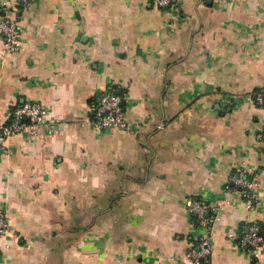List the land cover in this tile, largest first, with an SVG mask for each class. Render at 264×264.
<instances>
[{
    "label": "crops",
    "instance_id": "obj_1",
    "mask_svg": "<svg viewBox=\"0 0 264 264\" xmlns=\"http://www.w3.org/2000/svg\"><path fill=\"white\" fill-rule=\"evenodd\" d=\"M4 15L21 32L17 50L0 39V123L23 101L45 114L0 151V264H188L191 197L222 203L200 264H253L236 236L264 234V0H0ZM105 89L126 128L92 124Z\"/></svg>",
    "mask_w": 264,
    "mask_h": 264
},
{
    "label": "built area",
    "instance_id": "obj_2",
    "mask_svg": "<svg viewBox=\"0 0 264 264\" xmlns=\"http://www.w3.org/2000/svg\"><path fill=\"white\" fill-rule=\"evenodd\" d=\"M20 5L26 7L33 0H18ZM156 5L166 7L172 0H151ZM20 27L17 22L7 15L0 19V39L5 50H17L20 46ZM258 104L264 103V86L255 94ZM45 107L36 101H23L14 105L8 111L6 121L0 123V151L8 152L6 139L13 133L24 129L35 130L36 126L43 120ZM92 124L97 128H126L128 123L125 117L122 96L113 89L102 90L95 101ZM258 138L264 139V131L257 133ZM238 189L244 199L246 207H252L257 199L255 189L257 180L244 167H238L229 176V185ZM223 203L227 200H222ZM222 203L204 201L199 197H191L188 201V211L195 216L197 223L204 230L198 237L195 245L191 246L186 254L185 260L188 264H200L207 262L211 254V236L214 233L213 222L218 218ZM10 228V219L0 212V234ZM233 236V233L229 234ZM237 242L242 249L248 251L254 260L258 262V247L264 241V234L258 222L248 225L246 231L239 234Z\"/></svg>",
    "mask_w": 264,
    "mask_h": 264
}]
</instances>
